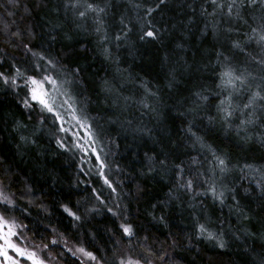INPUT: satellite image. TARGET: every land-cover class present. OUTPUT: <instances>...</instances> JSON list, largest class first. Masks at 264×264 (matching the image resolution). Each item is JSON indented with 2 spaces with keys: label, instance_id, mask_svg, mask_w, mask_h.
Instances as JSON below:
<instances>
[{
  "label": "trees",
  "instance_id": "trees-1",
  "mask_svg": "<svg viewBox=\"0 0 264 264\" xmlns=\"http://www.w3.org/2000/svg\"><path fill=\"white\" fill-rule=\"evenodd\" d=\"M93 2L106 7L104 19L110 37L120 33L121 17L132 28L128 37L119 42V48L114 39L105 45L112 51V61L105 60L101 54L92 20H74L71 12L65 13L64 0H18V5L0 0V49L3 50L0 59L4 60L0 70L9 68L13 62L22 69L31 63V57H25L17 47L22 41L2 30L5 24L9 33L17 28L23 31L24 39L31 41L34 50L57 59L58 66L82 68L84 71L76 77L79 83L68 86L108 151L104 177L99 171L85 169L78 152L69 144L70 138L59 131L55 117L48 115L44 124L39 123L34 113L29 118L17 103V96L0 86V179L17 196L26 187L31 188V192L17 200L18 207L10 210L8 216L15 218L33 241L50 244L53 237L61 235L93 252L100 264H111L112 248L122 237L121 223L130 224L135 236L131 241L122 237L119 246L127 247L130 242L136 252L141 251L142 245L157 251L163 249L171 257L168 264H264V199L256 191L244 194L250 183L254 188L255 181L250 180L254 172H248L246 179H239L245 164L254 169L264 168V147L258 139L264 137V119L249 128L247 135L253 139L247 143L236 135L235 125L226 134L219 124H208V115H216L214 106L201 111L193 124V131L219 153L226 154L230 167L235 166L225 183L238 186L236 197L249 219L234 211L236 201L230 193L224 205H220L210 195L194 196L177 190V173L172 167L184 161V178L188 179L211 166L208 152L198 154L189 146L191 140L185 129L192 115L180 113L192 107L194 92L216 90L218 51L233 57L237 67H244L245 58L230 50V40L236 38V33L226 38L228 34L223 28L228 25L221 17H217L221 20L217 35L213 34L211 25L205 27L212 19L200 14L202 7L212 11L205 0H167L150 18L159 29V38L141 42L138 37L143 9L138 13L129 0ZM133 3L147 8L153 0L147 3L133 0ZM244 14L251 23L250 17H259L264 10L246 9ZM78 23L83 27L78 28ZM233 27L241 33L248 31L247 26L239 23ZM28 30L32 37L27 36ZM11 40L15 43H10ZM247 51L260 58L261 49L254 41ZM247 67L254 76L264 75V69L255 63ZM59 78L72 80L71 76ZM105 79L116 85L121 97L132 98L126 109L122 99L116 105L114 96L106 98L100 90ZM141 83L156 93L155 97L146 99L155 111L141 107L139 102L145 100ZM255 83H260L259 79ZM18 120L27 128L14 131ZM137 129L150 132L144 135ZM21 135L27 136L29 142H22ZM57 139L62 140L67 151L58 147ZM146 154L157 161L166 157L167 167L157 163L156 171L149 174ZM192 156H197L201 164L191 165ZM103 179H108L112 188ZM195 191L203 192L204 188L197 187ZM62 204L76 211L81 221H73L63 213ZM109 208L117 215L113 216ZM197 223L206 224L218 236L222 234L226 247L220 249L214 241L197 239ZM245 230L253 235H245ZM62 258L63 264H78L69 256ZM156 263L163 264L159 260Z\"/></svg>",
  "mask_w": 264,
  "mask_h": 264
},
{
  "label": "snow or ice",
  "instance_id": "snow-or-ice-1",
  "mask_svg": "<svg viewBox=\"0 0 264 264\" xmlns=\"http://www.w3.org/2000/svg\"><path fill=\"white\" fill-rule=\"evenodd\" d=\"M167 0H153L147 8H144L141 3H133V0H129L130 6L135 8L139 13L143 9L144 15L140 17V34L139 40L144 41H156L159 38V29L151 23V17L161 6L165 5ZM212 7V11L208 12L207 9L202 7L201 16H209L212 19L209 24H206V28L211 25L213 29V34L217 35L221 30V20L217 17H221L223 23L227 24L228 27L223 28V32L228 34L226 38L230 37L232 33H236V38L230 40V50L233 53H238L241 57L245 59L242 61L244 67H237L233 64V57L225 56L223 52H217V66L219 71L215 72L216 90H203L193 93L195 99L192 101V107L187 110V112L180 113L182 116H187L191 114L193 119L188 122V127L185 129L188 138L191 140L189 145L193 151H197L198 154L203 152H208L211 156L209 164L211 165L206 172H197L196 176L192 178H184V161L173 165L172 167L176 170L177 180L176 187L177 190H182L184 193L193 194L194 196H207L210 195L214 202H218L220 205H224L227 195L230 193L231 198L236 201V206L234 211L237 214H242L244 219H249V217L244 214V209L239 206V200L236 197V192L238 186L230 187L225 183V179L230 173L234 171V167L229 166V160L226 154L219 153L211 145H208L203 136L198 135L197 131H193V124L197 115L210 107L214 106L215 116L208 115V124L210 126H215L219 124L227 134L233 129L235 125L236 135L243 140L245 143L251 141L253 138L247 135L249 128L256 127L258 122L264 119V75L259 77L254 76L249 70L247 65L250 63H255L264 69V14L256 17L252 15L249 18L245 16L246 9H261L264 10V0H205ZM9 5H18V0H8ZM147 3V0H145ZM64 10L65 13L71 12L72 17L76 21H85L88 19L92 20L94 25V32L98 37V45L101 47V54L105 60L112 61L113 54L109 47L105 46L110 39H114L117 44L116 47H120L121 41L128 37V34L132 31L129 27V23L125 22V19L121 17L119 24L122 26L120 33L113 37H110L107 32V27L105 24V17L107 16L106 7L101 6L98 3L93 2V0H64ZM191 7V5H189ZM226 10V11H225ZM27 11V9H26ZM12 15V13H9ZM239 23L247 26L248 31H241L233 27V24ZM78 28H82L83 25L78 23ZM6 35H10L15 39L21 40V44L17 45L24 53V56L31 57V63L28 67L22 69L13 62L9 65V68L0 70V86L4 89L9 90L17 96V103L19 106L32 118L33 112H38L39 123L44 124L48 115L55 117V120L62 123V117L60 112L57 110L58 105L56 102V94L61 92L64 85L69 83H79L76 77H79L84 71L79 66L73 69H68L64 66H58L59 61L50 56H46L40 51L34 50L31 41L25 40V33L17 28L15 31L9 33V26L5 24L2 29ZM241 35L243 38H241ZM27 36L32 37L31 30L27 31ZM71 38V37H67ZM255 42L261 49L260 58L257 59L252 52L247 51L248 45L251 42ZM10 43H15V40L9 41ZM179 47V45H178ZM0 51H3L0 49ZM4 60L0 59V64H3ZM115 63L119 64L116 60ZM119 72V68H117ZM71 76L72 80L63 79L61 80L59 76ZM259 79L260 83L254 82ZM51 86V89L49 88ZM121 88L123 85L120 86ZM145 93V100H141L139 103L143 109L150 111H155L153 106L146 102L148 97H155L156 93L152 92L150 88L145 83H141L140 86ZM100 90L105 93L106 98L108 96H114V104L118 105V102L122 99L124 101V109L128 107L131 97L124 96L121 97L117 91V87L111 81L105 79L101 81ZM218 90V91H217ZM64 95L68 97V93L64 92ZM213 98L215 103L213 105ZM70 97L63 101L64 104L70 103ZM76 109L73 108L75 113ZM74 119L77 123L84 127H87L89 132V140L93 139V134L91 133V126L87 124V119H81L74 115ZM239 123L236 124L235 122ZM131 124V121H128ZM22 121H16L14 131H21L26 129ZM59 131L66 132L67 129L60 127ZM141 134L147 135L150 130L137 129ZM244 135H241V134ZM262 147H264V137L258 138ZM20 140L24 143L29 142L27 136L21 135ZM34 142V141H33ZM58 147L62 150L67 151L65 144L62 140L57 139L56 141ZM77 148L82 146L77 144ZM95 153V148L92 149ZM97 156V160H99ZM146 167L148 173L156 171V165L159 164L160 167H167V158L159 159L152 156H147L146 154ZM201 161L197 159V156L191 157V165H199ZM104 164H100L101 175H103ZM241 175L239 179L243 180L248 178V172H254L250 180L255 181L254 188L251 183L249 188L244 189V194L248 195L250 191H256L258 195L264 199V168L254 169L252 165L245 164L240 169ZM144 175L145 173H141ZM104 183L112 188V184L108 179L104 180ZM197 187L204 188L203 192L195 191ZM9 184L5 182L4 179H0V257H3L4 264H20V260L14 259L8 253L9 251L14 252L17 257L26 259L31 262V264H45V261L37 255L36 251H29L27 247H21L17 242H14V238H17L19 232L22 228L17 224L15 218H10L8 213L10 210L16 209L18 207L17 200L31 192L30 187H26L21 190L19 196L16 193L9 192ZM95 191V190H93ZM114 191V189H113ZM171 195V193L169 194ZM99 199V197H97ZM29 205L32 201H28ZM61 209L68 217L73 221H81V216L73 211L71 207L67 204H62ZM90 211H96V209H91ZM109 212L113 216L117 213L109 208ZM163 219V218H162ZM76 227V224H73ZM122 237L129 238V241L135 236L133 228L130 224L121 223L119 225ZM55 231V229H53ZM197 239L204 238L209 241H214L215 246L220 249L226 247V242L221 235H217L215 232L209 230L208 226L204 223H197L196 225ZM245 235H253V233L245 230ZM122 237L120 239H122ZM239 239V237H236ZM120 239L117 240V246L112 248L111 264H154L155 261L159 260L163 264H168L171 260L169 253L160 249L159 251L148 247L141 246V251L136 252L135 248L129 242L127 247H121ZM147 239V238H145ZM52 245H57L60 243V239H52L50 241ZM67 244V241H65ZM172 247H175V242ZM39 247V246H38ZM48 248V244H44L41 250ZM71 253L73 257L80 259L81 257L86 260L93 261L95 264H100L98 257L91 251H88L83 245L79 247H71L66 249ZM63 255V253H61ZM81 264L84 261L81 260Z\"/></svg>",
  "mask_w": 264,
  "mask_h": 264
},
{
  "label": "rangeland",
  "instance_id": "rangeland-1",
  "mask_svg": "<svg viewBox=\"0 0 264 264\" xmlns=\"http://www.w3.org/2000/svg\"><path fill=\"white\" fill-rule=\"evenodd\" d=\"M49 88L51 89V86H49ZM64 92L68 93V97L64 95ZM69 97L71 98L70 103L64 104L63 101L65 99H68ZM56 102L58 105L57 110L60 112L62 117V123L57 121L59 127H64L65 129H67V131L62 132V134L66 135L67 138H70L69 144L78 152L79 157L81 158L82 166L90 171H99L101 175V163L104 164L102 172L106 170L104 161L108 159L107 148L105 147V143L99 138L97 131L95 132L92 128L91 124L89 123V118L87 114L85 113L81 104L78 102L77 98L72 95L68 84L64 85L62 91L56 94ZM73 108L76 109L75 113L73 112ZM33 113L35 114V116L38 117V112ZM74 115L81 119H87V124L91 126V133L93 134V139L89 140V132L87 127H84L81 124L77 123V120L74 119ZM77 144L81 145L83 150H81V148L75 147V145ZM93 148H95V153H93L92 151ZM97 156H99V160H97ZM101 177L104 176L101 175ZM2 207L3 206L0 205V208ZM21 228L22 231L19 232L17 238H14V242H17L18 245L21 247H27L29 251H36L39 258L45 261V264H63L62 257L65 255L77 260L78 264H81V260L84 261V264H95V262L86 260L83 257H81L80 259L73 257L71 253L68 252L66 249L71 247H79L80 245H77L67 240L61 235L52 238H59V244L52 245L50 243L48 244L47 249L41 250V247L44 245V243H38L33 241L27 235L25 228L23 226H21ZM65 241H67V244H65ZM61 253H63V255H61ZM8 254L14 259L20 260V264H31L30 261L17 257L14 252L9 251ZM0 264H4L3 257H0ZM154 264L158 263H156L155 261Z\"/></svg>",
  "mask_w": 264,
  "mask_h": 264
}]
</instances>
